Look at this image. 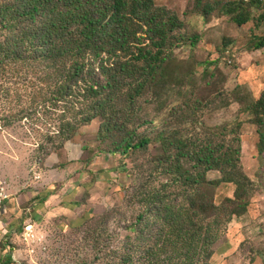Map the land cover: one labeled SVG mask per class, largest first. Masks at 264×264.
Wrapping results in <instances>:
<instances>
[{
  "label": "rangeland",
  "instance_id": "1",
  "mask_svg": "<svg viewBox=\"0 0 264 264\" xmlns=\"http://www.w3.org/2000/svg\"><path fill=\"white\" fill-rule=\"evenodd\" d=\"M156 3L176 12L184 27L175 32V58L164 84L139 100L138 113L147 120L139 133L151 139L146 149L109 153V143L99 138L101 120L95 119L63 150L41 159L44 122L6 126L0 114V186L5 183L12 196L0 221L9 230L3 243L13 252V264H129L122 258L129 237L137 236L131 225L144 199L164 184L168 191L178 189L163 168L171 154L157 141L159 134L200 139L198 145L213 135L220 144L224 126L241 128L242 165L254 190L247 211L215 246L211 264H264V153L252 111L264 93V48H254L264 36V0ZM239 13L251 21L239 25L233 20ZM208 176L219 180L222 173ZM235 192L234 184H220L216 202ZM29 225L36 226L35 241L26 240ZM138 243L134 260L147 264Z\"/></svg>",
  "mask_w": 264,
  "mask_h": 264
},
{
  "label": "trees",
  "instance_id": "2",
  "mask_svg": "<svg viewBox=\"0 0 264 264\" xmlns=\"http://www.w3.org/2000/svg\"><path fill=\"white\" fill-rule=\"evenodd\" d=\"M233 20L243 25L251 15ZM183 27L178 14L156 0H0V114L6 126L43 121L41 159L63 150L95 119L109 153L146 149L151 139L139 133L147 123L139 100L164 84L175 32ZM254 48H264V36ZM252 111L264 153V93ZM220 129V144L213 135L198 145L200 139L159 134L171 154L163 168L178 189L164 184L144 199L123 262L136 264L134 246L141 241L147 264H211L215 246L247 211L254 190L242 165L240 126ZM211 171L222 178L210 180ZM223 183L234 184L236 192L218 204L215 190Z\"/></svg>",
  "mask_w": 264,
  "mask_h": 264
},
{
  "label": "built area",
  "instance_id": "3",
  "mask_svg": "<svg viewBox=\"0 0 264 264\" xmlns=\"http://www.w3.org/2000/svg\"><path fill=\"white\" fill-rule=\"evenodd\" d=\"M12 199V196L9 193V188L5 183L0 186V215L5 209L6 204ZM26 230V240L35 241L37 239L36 235V226L29 225L25 228Z\"/></svg>",
  "mask_w": 264,
  "mask_h": 264
},
{
  "label": "crops",
  "instance_id": "4",
  "mask_svg": "<svg viewBox=\"0 0 264 264\" xmlns=\"http://www.w3.org/2000/svg\"><path fill=\"white\" fill-rule=\"evenodd\" d=\"M8 233H9V230H7V226L5 227V225L0 221V264H2L7 259L12 257V253H13L12 250H10L9 246H6L3 243L4 237H6ZM13 257L15 261H18V258L16 255H14Z\"/></svg>",
  "mask_w": 264,
  "mask_h": 264
}]
</instances>
